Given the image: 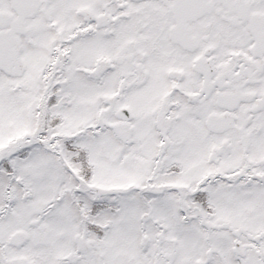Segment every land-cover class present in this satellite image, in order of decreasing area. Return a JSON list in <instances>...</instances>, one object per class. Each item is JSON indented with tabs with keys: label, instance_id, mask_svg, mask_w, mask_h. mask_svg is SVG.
<instances>
[{
	"label": "snow or ice",
	"instance_id": "obj_1",
	"mask_svg": "<svg viewBox=\"0 0 264 264\" xmlns=\"http://www.w3.org/2000/svg\"><path fill=\"white\" fill-rule=\"evenodd\" d=\"M0 264H264V0H0Z\"/></svg>",
	"mask_w": 264,
	"mask_h": 264
}]
</instances>
